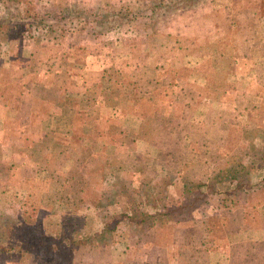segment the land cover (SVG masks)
I'll use <instances>...</instances> for the list:
<instances>
[{
  "label": "rangeland",
  "instance_id": "1",
  "mask_svg": "<svg viewBox=\"0 0 264 264\" xmlns=\"http://www.w3.org/2000/svg\"><path fill=\"white\" fill-rule=\"evenodd\" d=\"M74 1V5H69L68 10H64L62 15L71 20L75 19L74 10L79 8L84 11L85 6L91 4L93 0ZM121 1L135 12L142 10L138 8L140 0H104L105 3L113 2L117 5ZM43 5L40 6V10L44 18L36 23L55 21L61 10L55 5ZM203 8L197 9L194 15L200 16L203 13L207 17L217 16L219 23H206L207 26L202 29L192 27L191 32L189 30L187 33L198 32L203 36L196 40L191 39L193 42L188 46H185L187 40L184 38L182 45L175 43L169 46L161 45L157 37L160 33L167 34L170 29L166 32L155 27L150 30L147 27L150 22L147 18L149 13L144 16L139 14L132 20L133 24L112 29L117 30L113 42L102 45L100 39L95 40L99 35L94 37L90 32L91 35L88 37L83 36L85 40L81 38L93 49V52L90 50L92 53H99L104 47V51H110V56L120 58L114 67L107 71V77L104 78L105 87L103 89L99 87L98 90V93L101 91L105 93V98L113 111L111 117H115L117 123L112 126L111 124L100 126L95 123L99 111L95 110L90 102L89 108L92 113L88 125L90 135L86 140L79 132L69 129L68 131L75 132L72 134L70 144L65 140L67 137H57L59 145L62 143L70 148L65 153L69 161L65 166L61 165L65 168L58 172L61 174L58 181H61V177H67L68 173L73 175V167L83 153L73 150L86 148L92 155L84 157L86 162L93 163L85 174L89 184H85L83 191L78 190L80 187L77 185H72V189L66 187L59 192L56 191L55 181L50 184L49 171L44 170L41 165L49 157L41 163L36 161L40 164L38 165L28 155L33 166L31 164L19 166L9 171L5 170L0 159L2 193L0 219L5 218L11 222L16 220L21 224L26 209L48 208L50 220L58 225V232L54 236L61 234L62 224L69 230L65 233L67 235L65 242L71 245L67 247L68 249L65 247L57 249L54 257L66 264H109L107 251L90 252L91 248L84 246L85 241L92 238L94 232L102 230L106 232L115 230L116 233L109 232L112 241L129 238L134 240V243L142 244L146 240L151 245L150 243L155 242L153 243L155 252L153 251L152 255L160 257L161 264H170L167 250L170 246L158 248L156 242L183 240L192 232L200 243L202 240L196 237L195 229L201 237L204 236L202 233L205 224L201 219L206 217L208 211H221L231 207L229 198L233 197L231 193L236 187L240 192L248 193L253 190V193L237 202L235 206L242 202L253 210L264 205V196L261 195L264 192L254 190L264 186V165H257L252 167L249 173L234 176L233 182L222 181L212 184L215 177L217 179L221 174L220 180L225 174L224 171H229L231 158H236L237 148L246 151L249 143L252 148L264 147V40L259 38L262 36L261 31H264V0H213L205 3ZM117 10H121L120 6ZM166 10L177 24V10L174 7ZM174 26L177 29V25ZM69 27L74 29L77 25L70 24ZM213 27L215 28L212 32L205 33L203 30V28L212 30ZM171 32L176 35L172 36L177 37V31ZM209 32L212 33L210 37L214 38L211 42H207ZM25 33V41H30L34 33ZM249 35L260 40V45H257L259 41L248 40L246 37ZM78 41L79 39H75V42ZM191 52L194 55H190ZM172 61L173 66L170 64ZM252 62L255 65L253 72L250 70ZM165 64H169L166 73L154 70L158 66L161 69ZM83 78L86 80V76ZM257 80L260 84L256 83ZM127 111L133 114L125 115ZM221 115L229 122L228 131L223 134V141L218 142L221 147L224 146L220 153L221 158H224L220 159L217 157L218 154L211 153L213 160L209 159V154L208 159H205L206 153L204 151L201 153V142L210 143L215 139L217 132L219 136L224 132V130L219 132ZM250 115L255 121L248 118ZM67 125L63 123L64 127ZM237 128L242 129L239 131ZM88 138H99L100 143L92 145ZM96 146L98 148L95 151ZM211 149L215 151L217 145L213 144ZM53 154L54 158H51L48 164L54 165L56 162V153ZM27 160L24 157L15 162L21 165L28 163ZM189 162L191 169L187 167ZM173 166L176 167V172ZM179 167L184 169L187 167V170L181 171ZM170 169L172 172H169ZM177 173L181 175L179 178ZM41 178L43 184L40 182L34 185L35 181ZM184 181L190 182V187H198L200 194L209 197L205 196L200 206L204 211L198 212L194 217L190 213L191 218L182 223L187 225L185 232H177L172 228L176 226L177 214L166 213L167 207L177 209L183 207L181 206L183 203L189 202L185 196ZM142 182L151 186L148 193L136 191L138 188L142 189L140 185ZM153 185L155 186L152 187ZM122 186L133 192L128 197V203L126 193L118 191ZM212 186L214 189H211ZM100 191L102 194L104 191H117L114 199L119 202L95 210L93 204L98 201L96 198ZM59 194L60 197H66L65 202L60 200ZM143 195L146 197L141 198ZM193 196H197L196 192ZM79 198L82 199V203L79 202ZM149 198H152L151 202ZM153 203L157 205V209L152 207ZM147 216L151 217L150 222L159 230L156 227V230L147 231L139 225V220ZM251 217L252 221L256 217L257 222L256 214L252 213ZM72 243L74 245L77 243L79 247L73 246ZM20 244L19 239L13 236L12 241L7 243V248L11 250L10 256L0 257V264L14 260L19 255L23 258L26 256L27 261L31 263L36 260L33 264H54V258L47 263L44 255L34 253L31 255L21 251ZM27 261L25 264H29Z\"/></svg>",
  "mask_w": 264,
  "mask_h": 264
},
{
  "label": "crops",
  "instance_id": "2",
  "mask_svg": "<svg viewBox=\"0 0 264 264\" xmlns=\"http://www.w3.org/2000/svg\"><path fill=\"white\" fill-rule=\"evenodd\" d=\"M12 1L24 8L19 11L18 17L24 16L25 9H32L29 0ZM36 2L39 8L43 7V4H51L61 10L60 16L56 18L60 20L61 28L55 24L52 33L47 30L32 32L34 34L31 35L30 41H25L26 33L24 35L0 33V159L6 171L19 166L32 165L28 152L43 139L55 135L54 132L65 135L68 129L75 130L76 133L85 136L86 140L90 135L88 127L92 115L90 102L94 109L99 111L95 123L100 126L103 124L112 126L117 123L115 117H111L113 111L105 98V93L102 91L98 93L99 87L102 89L105 87L104 78L107 77V71L120 59L117 56H110V51H104L102 47L106 42L115 40L117 30H109L102 36L99 35L95 40L100 39L103 42L100 46L103 52L92 53L93 49L89 44L81 40L84 39L85 33L79 28L73 30L69 27L70 24L76 25L77 20L62 16L69 5H74V0H36ZM31 15L33 18L36 17ZM6 16L7 6L0 3V21L6 20ZM260 34L262 36L260 35L259 38L264 40V31L262 30ZM75 39L79 41L75 42ZM250 64V70L253 72L255 65L253 62ZM90 77L92 79H89ZM256 83L260 84L258 80ZM124 114L133 113L127 111ZM248 118L255 121L251 115ZM64 122L68 124L65 127ZM98 140L99 138H88V142L92 145L96 142L99 144ZM96 148L98 147H95V151ZM24 157L28 159V163L16 164V160ZM42 178L37 179L34 185L40 182L43 184ZM254 190L264 192V186ZM252 191L248 193L243 191L240 201L252 194ZM261 195L264 196V193ZM0 198H2L1 191ZM202 210L204 211L199 208L191 214L194 217ZM252 213L256 214L257 222L256 217L255 220L253 219L254 222L252 221ZM233 216L237 218H231ZM201 222L205 224L203 237L195 229V225L193 226L196 237L202 240L200 243L192 232L183 240L172 239L171 245V242L162 243L160 240L156 242L158 248L170 246L167 248L170 264H256L258 261H263L264 205L252 210L241 202L239 206H231L221 211H208ZM186 228V224L174 227L177 232H185ZM133 241L129 238L115 239L111 247L103 248L99 252H108L109 264L160 263V257L156 258L152 255L153 251L155 252L153 249L155 242L149 245L146 240L142 244ZM157 255L160 256L159 253ZM19 256L14 260H7L5 264H25L26 256L25 258ZM35 262L36 260L33 263Z\"/></svg>",
  "mask_w": 264,
  "mask_h": 264
},
{
  "label": "trees",
  "instance_id": "3",
  "mask_svg": "<svg viewBox=\"0 0 264 264\" xmlns=\"http://www.w3.org/2000/svg\"><path fill=\"white\" fill-rule=\"evenodd\" d=\"M211 2L213 0H140L138 4V8L141 9V12H135L131 10L126 3L120 2L118 5L113 3V2H108L105 3L104 0H93L91 1V4H87L85 6V10L83 11L82 9L74 10L73 13L75 15V19L77 20V27H75L73 30H77L79 28L80 31H83L84 37H88L89 35L92 34V36L97 37L98 35H102L105 32L115 29V27H120L122 25H129L133 24V19L138 17L139 14L144 16L145 14L149 13L147 15V18L150 20L148 24V28L153 30V28H161L165 32L167 29H170V32L167 34L162 35L161 33L157 37L158 40H160L161 45H171L172 43L175 44H180L182 45L183 39L187 40V44L185 46H188L190 42H193L191 39H199L203 36V34L197 33H190L191 28L194 27L195 29H202V27H206V23H219L218 20L219 18L217 16H211L207 17L204 16L202 13L200 16H195L194 14L197 12L196 10L199 8H203L204 4L207 2ZM29 4H31L32 9L31 10H26V13L24 14L23 17H18L19 16V11L24 9L21 5H18L17 3H13L12 0H0V3H4L5 6H7V16L6 20L0 21V33L9 35L11 33H16V34H21L24 35L25 32L30 33L36 30H44V31H49V33H52L55 29V24L59 28H61V22L59 19L55 18V21L52 22H38V20L44 18L42 15V11L40 8L37 6L36 0H29ZM127 2V1H126ZM86 4V3H85ZM120 6L121 10L118 11L117 8ZM171 7H174L177 10V24L175 23V19L172 20L171 16L169 17V14L167 13L166 8L170 9ZM138 9V10H139ZM144 10V11H143ZM143 11V12H142ZM204 12V8H203ZM249 13H252L253 11H247ZM205 13V12H204ZM35 15L36 17L33 18L31 15ZM58 16H60L58 14ZM20 18V19H18ZM171 18V19H170ZM171 21V22H170ZM56 22V23H55ZM170 22V23H169ZM239 22V21H238ZM36 23V24H35ZM174 25H177V29H175ZM161 26V27H160ZM214 28L212 30L204 29L205 33L208 31L212 32L214 31ZM194 29V30H195ZM190 30L189 33H187ZM250 30V29H249ZM171 31H177V37H174V35ZM89 32L91 34H89ZM209 32V33H210ZM164 33V32H163ZM212 33L207 35V42H211L214 38L210 37ZM174 35V36H172ZM250 36V35H249ZM248 36V37H249ZM246 37L248 40H253L254 37L250 36L249 38ZM259 46L260 40L257 38L254 39ZM170 41V42H169ZM175 41V42H173ZM197 44L198 42L195 41ZM174 45V44H172ZM190 55H194V53H189ZM189 56V55H186ZM173 61L170 63L173 66ZM169 65V64H168ZM164 65L161 69L160 67H156L154 70L157 72L159 71L160 73H166L167 72V66ZM171 66V67H172ZM156 73V74H160ZM221 123H220V128L219 132L221 130H224V132L219 136V133L217 132L215 139L211 141L210 143H204L201 142L202 150L206 153V158L208 159L207 154H209L211 160V153L218 154L217 157L220 159H223L224 157L221 158L220 153L224 150V146H220L218 142L223 141V134L227 133V127L229 126V122L225 121L223 116L221 115ZM178 122V119H177ZM153 128V127H152ZM242 128L237 130H241ZM242 132V131H241ZM55 135L53 136H48L47 138L43 139L35 148H33L31 151H29V156L32 158V160L35 162H40L44 160L46 157H49V159L45 162H43L41 165L44 167V170L49 171L48 172V178L51 182L50 184L52 185V182L55 181L54 187L56 188V191H60L62 188H69L72 189V185H77L80 187V191H83V187L85 184H89L87 182L86 177L87 172L90 169V166L92 165L93 162H86L84 158L85 156H92L89 154V150L84 148L83 150H80L82 155L79 157L77 163L73 167V175L71 174H66L67 177H61L60 180L58 181V178L60 177L61 174H58V172L63 171L64 168L62 166H65L67 161H69V158L65 156V153L70 149L68 148V145H62V143L59 145L57 141V137L63 136L67 137L65 138L66 141L69 142V144L72 141V134L70 131L65 133V135H60V132L56 133L54 132ZM247 141V139H245ZM79 144V143H78ZM213 144L217 145V149L214 151L211 149ZM252 144V143H251ZM199 146V145H198ZM83 148V147H82ZM237 153L235 152L236 158L232 157V164L229 169V171L224 172L223 177L219 180L221 177V174L219 177L214 179L212 184H215V182H222V181H230L233 182L234 176L236 177L239 176L240 173H249L251 172V168L257 166V165H264V147L263 148H252V145H248V149L246 151L241 150L240 148H237ZM54 153H56V162L52 164H48L51 160V158H54ZM88 153V155H85ZM217 159V158H215ZM36 162V163H37ZM207 162H214V161H207ZM40 165L39 163H37ZM62 165V166H61ZM189 169H191V163L189 162V165L187 166ZM187 167L184 169L178 168L181 171L184 169L185 171L187 170ZM61 168V170H58ZM175 172L177 171L176 167H172ZM63 169V170H62ZM169 172H172V169L169 170ZM64 174V173H63ZM181 175L180 173H177V178H179ZM170 178V177H168ZM223 179V180H222ZM217 180V181H215ZM48 182V181H47ZM68 182H72L71 184ZM74 183V184H73ZM76 183V184H75ZM50 185V186H51ZM141 188H138L136 191L139 192H146L148 193L151 190V186L149 183L142 182ZM153 185L152 187H154ZM184 186H186V198L189 199V202L183 203L181 206L183 207H177V209H169L167 207V213L166 215H172L175 213L177 214V223L175 225L179 226L180 224L186 222V220H189L191 218L190 213L194 212L195 210L199 209L202 203L204 202L205 198L209 197L203 194H200V189L198 187H190V182L184 181ZM211 185H209L210 187ZM150 188V190L148 189ZM133 189V188H132ZM211 189H214V186L211 187ZM236 187V189L231 193L233 194L232 198L230 199V202L232 203L231 206H235L236 203L240 202V198L242 197V192ZM63 190V189H62ZM120 193H126V203L129 202L128 197L133 194L131 192L132 190H128V188H125L124 186L120 187L118 190ZM243 191V190H242ZM115 192L117 191H104L102 194V191L99 192L98 197L96 198L98 201L93 204V208L95 210L99 209H104L106 206H109L111 203H118V200H115L114 197L116 196ZM196 192L197 196H193V193ZM102 194V196H101ZM231 194L229 196H231ZM191 195V196H190ZM206 196V197H205ZM60 197V194H59ZM146 196L143 195L141 198H145ZM148 197V196H147ZM205 197V198H204ZM61 201L65 202L66 197H60ZM79 202L82 203V199L79 198ZM150 202L152 201V198H149ZM137 201V200H136ZM74 206V205H73ZM75 207V206H74ZM153 208L157 209V205L153 203ZM130 208V207H129ZM166 208V207H165ZM77 211V208H75ZM164 209V208H163ZM158 214V213H157ZM22 216V221L21 224L19 222H16V220H6L0 219V257L4 256H10V251L7 248V243L8 241H12L13 236L15 238L19 239V242L21 243L20 245V250L27 252L32 255H44L46 257L47 263L51 261V258L55 257V251L59 249L60 247H65V249H68L67 247L70 246L69 243L68 245L66 244L65 240L67 238V233L69 230L62 224V229H61V234L59 233V236H54L58 232V225L57 223H53L50 218L51 215L49 213L48 208H41L38 210H28L26 211ZM165 215V216H166ZM163 217L162 215H159ZM1 218V217H0ZM231 218H237L236 216H233ZM151 217L147 216L146 218H142L139 220V225L141 227H144L147 229V231L150 230H156L157 226H154L153 223L150 222ZM167 223V220L165 221ZM174 228V227H172ZM158 229V227H157ZM159 230V229H158ZM109 232L116 233L115 230H109ZM109 232H106L104 230L102 231H97L94 232L93 237L89 238L88 240L85 241V248L89 246L91 248L89 251H100L103 248H109L111 247L114 243L111 240V236ZM142 233V229H141ZM53 240V241H52ZM18 241V240H17ZM80 242V241H78ZM73 246L79 247V245L76 243H72ZM82 244V243H81ZM83 246V245H82ZM23 253V252H21ZM140 256V254H139ZM55 260V261H54ZM53 263L54 264H66L63 263L59 260H56L54 258ZM258 264H264V259L263 261H258ZM256 263V264H257ZM161 264V263H160Z\"/></svg>",
  "mask_w": 264,
  "mask_h": 264
}]
</instances>
